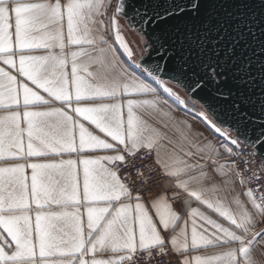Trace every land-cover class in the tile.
Here are the masks:
<instances>
[{
	"label": "snow or ice",
	"instance_id": "6c2138e0",
	"mask_svg": "<svg viewBox=\"0 0 264 264\" xmlns=\"http://www.w3.org/2000/svg\"><path fill=\"white\" fill-rule=\"evenodd\" d=\"M110 8L0 0V264H136L154 251L175 264H264L252 255L264 241L252 230L264 217V0ZM118 17L140 36L136 51ZM169 83L214 90L224 103L205 101L211 119L199 116L220 143L175 115L187 102ZM258 151L252 170L241 158ZM65 154L76 158L47 160ZM138 155L164 177L150 199L146 181L122 173Z\"/></svg>",
	"mask_w": 264,
	"mask_h": 264
},
{
	"label": "built area",
	"instance_id": "2783aa9c",
	"mask_svg": "<svg viewBox=\"0 0 264 264\" xmlns=\"http://www.w3.org/2000/svg\"><path fill=\"white\" fill-rule=\"evenodd\" d=\"M117 4V3H116ZM235 136V133H232ZM242 151L251 153L254 150L251 147L242 146ZM241 159L254 161L249 165V168L252 170H256L261 165V156L258 152L255 153L254 156H243ZM130 166L128 168L122 167V173H127L129 175V182H135L132 184L133 187H139L141 185V181H146V191L144 193L145 199H150L155 192L161 188V182L164 180L163 176L157 178V174L159 173V168H157L153 163L152 156H147L145 159H141L140 156H136L135 159L129 158ZM237 167H243L239 162L237 163ZM143 172L144 176L141 177L138 173ZM261 179L259 181L260 191L256 194L260 195L261 191H264V171L259 173ZM248 187L253 189L257 188V182L253 181L251 184H248ZM174 203V202H173ZM151 256V258H150ZM171 260L172 264H175L176 258L169 253L167 257L160 258L156 255L155 251L150 253H139L135 257L136 264H165L167 260Z\"/></svg>",
	"mask_w": 264,
	"mask_h": 264
},
{
	"label": "crops",
	"instance_id": "0c3cea01",
	"mask_svg": "<svg viewBox=\"0 0 264 264\" xmlns=\"http://www.w3.org/2000/svg\"><path fill=\"white\" fill-rule=\"evenodd\" d=\"M117 2H118V0H110L111 8L109 9V15H111L112 12L115 10V6H116V3ZM118 22H119L120 26H122L124 28L125 27L126 28H129L128 27V24H127V21L123 17H118ZM131 35H132V33H131ZM135 45L137 46V43H135ZM137 47H139V46H137ZM36 54H41V52H37ZM169 86H171V85H169ZM185 101L187 102V111L184 110V107L183 106H178V105H175V104L172 105V107L175 109V115L177 117L181 118L182 120L186 121L187 123L191 124V126H192V128L194 130H197L198 132L203 133L204 137H206L208 140H212V141H214L216 143H220V138H218L213 133V131L210 130L205 125V123L203 122V120L199 116V114L201 112H204V113H206V112L204 110L200 109L198 106H195V105L190 104V102H188V100H185ZM56 106H59V102H56ZM40 110H44V107L42 106ZM0 114H3V113L0 112ZM209 119H211L210 116H209ZM169 134L172 135L173 133L170 131ZM61 158H63V159H68V158L75 159L76 158V155L75 154H72L71 157H69L67 154H65L63 157H59V156H49L47 158V160H59ZM41 162H44L43 158L41 159ZM27 171H28V174L30 176L31 170L28 169ZM81 179H82V174H81ZM246 187H248V185ZM160 191H161V188L158 189L153 196H155ZM169 195H171V192H169ZM240 198L241 199H244L243 195H241ZM192 206L193 207H196V204L193 203ZM53 208H55V205H53ZM222 222H224L225 225L227 226V222L226 221H222ZM252 230L254 232L264 231V217H262V216H256L255 217L254 222H253V228H252ZM233 246H235V245H233ZM218 251H220V249H209L208 250L209 253L218 252ZM252 255H253V257L256 260H258V261H264V241H261V242L255 244L253 246Z\"/></svg>",
	"mask_w": 264,
	"mask_h": 264
},
{
	"label": "water",
	"instance_id": "95a60500",
	"mask_svg": "<svg viewBox=\"0 0 264 264\" xmlns=\"http://www.w3.org/2000/svg\"><path fill=\"white\" fill-rule=\"evenodd\" d=\"M169 85L174 86L180 91L184 92V94L187 96V98H189L191 102L195 103L197 106L202 108V110H204L206 113H208V108L205 106V101L211 102L213 105L224 103L217 97L213 96L214 90L210 87L199 90L196 93H190L189 91L179 85H176L175 83H169ZM208 114L211 117L210 113ZM261 151H264V149H261ZM258 154L261 156L259 151Z\"/></svg>",
	"mask_w": 264,
	"mask_h": 264
},
{
	"label": "rangeland",
	"instance_id": "374dc122",
	"mask_svg": "<svg viewBox=\"0 0 264 264\" xmlns=\"http://www.w3.org/2000/svg\"><path fill=\"white\" fill-rule=\"evenodd\" d=\"M122 27V26H121ZM123 29V34L125 36V39L129 42L130 46L133 47V50L136 51L139 47L137 46H140V43H141V38L140 36H138L134 30L130 29V28H124L122 27ZM132 33V35H131ZM137 43V46L135 45V43ZM169 86V84H168ZM170 88L172 87L173 91H175L176 93H178L184 100H188L186 95L180 91L179 89H177L176 87L174 86H169Z\"/></svg>",
	"mask_w": 264,
	"mask_h": 264
},
{
	"label": "trees",
	"instance_id": "16d2710c",
	"mask_svg": "<svg viewBox=\"0 0 264 264\" xmlns=\"http://www.w3.org/2000/svg\"><path fill=\"white\" fill-rule=\"evenodd\" d=\"M184 93V92H183ZM187 97V96H186ZM188 99V102H190V104H192V105H195V106H197L195 103H193V102H191L190 100H189V98H187ZM199 107V106H198ZM200 108V107H199ZM200 109H202V108H200Z\"/></svg>",
	"mask_w": 264,
	"mask_h": 264
}]
</instances>
